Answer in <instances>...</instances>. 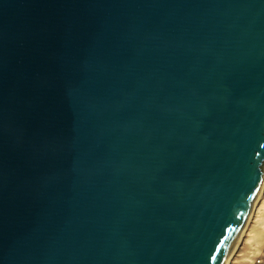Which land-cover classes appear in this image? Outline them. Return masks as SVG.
<instances>
[{
  "label": "water",
  "instance_id": "1",
  "mask_svg": "<svg viewBox=\"0 0 264 264\" xmlns=\"http://www.w3.org/2000/svg\"><path fill=\"white\" fill-rule=\"evenodd\" d=\"M264 181V0H0V264H224Z\"/></svg>",
  "mask_w": 264,
  "mask_h": 264
},
{
  "label": "rangeland",
  "instance_id": "2",
  "mask_svg": "<svg viewBox=\"0 0 264 264\" xmlns=\"http://www.w3.org/2000/svg\"><path fill=\"white\" fill-rule=\"evenodd\" d=\"M261 205H264V181L224 264H257L256 260H260L259 264H264V207L260 211L255 210Z\"/></svg>",
  "mask_w": 264,
  "mask_h": 264
},
{
  "label": "bare ground",
  "instance_id": "3",
  "mask_svg": "<svg viewBox=\"0 0 264 264\" xmlns=\"http://www.w3.org/2000/svg\"><path fill=\"white\" fill-rule=\"evenodd\" d=\"M258 200V199H257ZM255 206H256V204H255ZM262 207H264V205H261V206H259L257 209H255L256 211H260L261 209H262ZM254 208V207H253ZM229 259V258H228Z\"/></svg>",
  "mask_w": 264,
  "mask_h": 264
},
{
  "label": "built area",
  "instance_id": "4",
  "mask_svg": "<svg viewBox=\"0 0 264 264\" xmlns=\"http://www.w3.org/2000/svg\"><path fill=\"white\" fill-rule=\"evenodd\" d=\"M255 263L259 264V263H260V260H256V262H255Z\"/></svg>",
  "mask_w": 264,
  "mask_h": 264
},
{
  "label": "crops",
  "instance_id": "5",
  "mask_svg": "<svg viewBox=\"0 0 264 264\" xmlns=\"http://www.w3.org/2000/svg\"><path fill=\"white\" fill-rule=\"evenodd\" d=\"M262 252H264V251H262Z\"/></svg>",
  "mask_w": 264,
  "mask_h": 264
}]
</instances>
